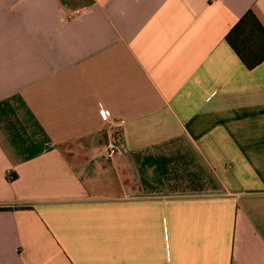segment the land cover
Segmentation results:
<instances>
[{
	"label": "crops",
	"instance_id": "0c3cea01",
	"mask_svg": "<svg viewBox=\"0 0 264 264\" xmlns=\"http://www.w3.org/2000/svg\"><path fill=\"white\" fill-rule=\"evenodd\" d=\"M248 11L0 0V264H264V62L226 41Z\"/></svg>",
	"mask_w": 264,
	"mask_h": 264
},
{
	"label": "trees",
	"instance_id": "16d2710c",
	"mask_svg": "<svg viewBox=\"0 0 264 264\" xmlns=\"http://www.w3.org/2000/svg\"><path fill=\"white\" fill-rule=\"evenodd\" d=\"M226 41L248 69H255L264 62V27L253 11L239 20Z\"/></svg>",
	"mask_w": 264,
	"mask_h": 264
},
{
	"label": "built area",
	"instance_id": "2783aa9c",
	"mask_svg": "<svg viewBox=\"0 0 264 264\" xmlns=\"http://www.w3.org/2000/svg\"><path fill=\"white\" fill-rule=\"evenodd\" d=\"M101 116L103 118V120L105 122H108L109 121V113L105 110H102L101 111ZM120 152L119 148L116 146V145H111L108 147L106 153H105V157L107 159H113L115 158L116 155H118Z\"/></svg>",
	"mask_w": 264,
	"mask_h": 264
}]
</instances>
